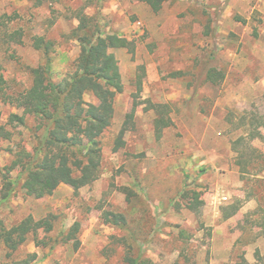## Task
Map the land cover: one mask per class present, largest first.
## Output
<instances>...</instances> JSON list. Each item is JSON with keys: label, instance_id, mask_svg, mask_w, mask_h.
I'll return each instance as SVG.
<instances>
[{"label": "rangeland", "instance_id": "rangeland-1", "mask_svg": "<svg viewBox=\"0 0 264 264\" xmlns=\"http://www.w3.org/2000/svg\"><path fill=\"white\" fill-rule=\"evenodd\" d=\"M80 12L96 19L102 32L134 43L133 52L113 51L124 92L115 100L112 133L125 131L126 147L115 153L110 134L100 179L77 194L63 184L51 197L37 200L19 190L1 204L0 174V219L7 227L29 216L58 217L52 233L58 244L38 248L30 241L21 256L38 254L35 264L117 263L112 237L124 234L103 220L105 211H115L132 217L131 229L145 230L138 245L155 264H264V138L251 139L242 123L245 116L264 115V0L169 1L158 14L140 0H44L40 6L37 0H0L3 31H21L24 42L0 43L8 95L28 89L31 70L46 64L35 37L54 43V80L71 71L81 53L72 36ZM210 71L220 75L217 83L208 80ZM85 100L99 104L90 94ZM13 101L10 95L0 100L3 125L12 114L23 115ZM156 105H168L174 123L160 139ZM12 132L10 141H0L1 169L21 148L37 146L27 128ZM125 188L138 197L129 198ZM196 194L203 205L192 211L187 207ZM138 201L146 214L132 203ZM75 224L76 238L63 241ZM38 238L49 239L42 230ZM6 263L1 247L0 264Z\"/></svg>", "mask_w": 264, "mask_h": 264}, {"label": "trees", "instance_id": "trees-1", "mask_svg": "<svg viewBox=\"0 0 264 264\" xmlns=\"http://www.w3.org/2000/svg\"><path fill=\"white\" fill-rule=\"evenodd\" d=\"M140 1L158 14L166 2L177 0ZM43 3L44 0H37L38 6ZM77 17L80 25L72 36L80 44L81 53L74 61L71 71L63 78L54 80L51 73L54 43L45 37H35L33 46L44 55L46 64L31 70L32 83L28 89L19 94H9L13 97V103L23 111V115L12 114L7 125L1 124L0 119V141H10L12 130L24 127L34 134L37 146L32 151L21 148L10 166L3 169L0 167L4 182L1 204L9 203L19 190L28 198L37 200L51 197L63 184L70 186L77 194L76 192L100 179L103 148L110 144L107 139L110 134L115 153L126 147L125 131L118 135L112 133L115 100L124 92L120 64L113 51L127 49L133 52L134 43L118 34L102 32L93 17L83 15L82 12ZM2 20L3 17L0 18V43L24 44L21 31L9 34L3 31L6 25L1 23ZM3 32L6 34L3 35ZM219 76L216 71H210L208 80L217 83ZM5 85L6 81L1 76L0 100L9 97ZM89 94L98 100V105L86 102L85 97ZM154 109V126L160 139L164 131L173 127L174 123L168 105H156ZM133 114L134 112L128 116L129 119L133 118ZM30 119L34 121L31 127L28 123ZM242 123L243 127L248 128L251 139L264 138V115L245 116ZM15 171L20 172L17 180L11 177ZM124 190L129 198L138 197L134 190ZM132 203L146 214L142 201ZM202 205L199 195L196 194L187 208L197 211ZM237 210L235 208L227 218L233 217ZM261 214L263 218L260 227L264 234V210ZM57 219L53 214L40 221L29 216L11 228L0 219V248L3 247L7 252L6 264H35L38 254H20L30 241L38 248H47L49 244L55 247L60 241L52 237V233H56ZM103 220L106 225L124 234L121 237H112L113 250L119 255V261L110 264H155L141 252L138 245L139 234L145 230L140 227L131 229V216L127 213L105 211ZM144 225L147 226L148 223L145 222ZM40 230L49 238L47 242L38 238ZM79 231L80 225L75 224L62 240H73ZM181 236L190 239L185 231H181ZM189 263L184 260L183 264ZM240 264L249 263L243 260Z\"/></svg>", "mask_w": 264, "mask_h": 264}]
</instances>
